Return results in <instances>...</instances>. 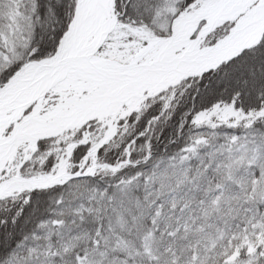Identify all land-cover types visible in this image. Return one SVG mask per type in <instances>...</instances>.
Listing matches in <instances>:
<instances>
[{
    "label": "snow or ice",
    "instance_id": "6c2138e0",
    "mask_svg": "<svg viewBox=\"0 0 264 264\" xmlns=\"http://www.w3.org/2000/svg\"><path fill=\"white\" fill-rule=\"evenodd\" d=\"M0 264H264V0H0Z\"/></svg>",
    "mask_w": 264,
    "mask_h": 264
}]
</instances>
